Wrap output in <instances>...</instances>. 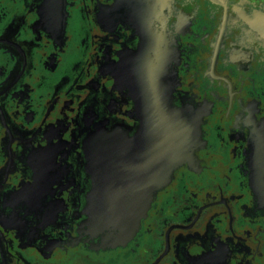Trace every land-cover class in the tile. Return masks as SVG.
<instances>
[{"label":"flooded vegetation","instance_id":"flooded-vegetation-1","mask_svg":"<svg viewBox=\"0 0 264 264\" xmlns=\"http://www.w3.org/2000/svg\"><path fill=\"white\" fill-rule=\"evenodd\" d=\"M160 105L186 159L105 246L91 196ZM0 264H264V0H0Z\"/></svg>","mask_w":264,"mask_h":264},{"label":"water","instance_id":"water-1","mask_svg":"<svg viewBox=\"0 0 264 264\" xmlns=\"http://www.w3.org/2000/svg\"><path fill=\"white\" fill-rule=\"evenodd\" d=\"M144 75H149L152 85V67L145 70ZM166 110L168 106L160 105L155 119L146 122L140 134L127 141L123 155L128 157L121 161L122 167L118 171L107 167L103 174L105 190L91 196L90 204L96 202L97 205L87 210L86 225L105 246L121 245L134 235L154 193L170 182L173 171L186 159L188 147L179 139L184 138L183 133L187 131L181 130L173 113ZM89 148L90 144L86 148L88 171L93 163ZM142 149L144 160L139 157Z\"/></svg>","mask_w":264,"mask_h":264}]
</instances>
